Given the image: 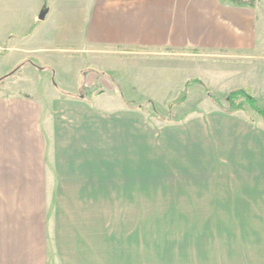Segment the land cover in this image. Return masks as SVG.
<instances>
[{
	"label": "crops",
	"instance_id": "1",
	"mask_svg": "<svg viewBox=\"0 0 264 264\" xmlns=\"http://www.w3.org/2000/svg\"><path fill=\"white\" fill-rule=\"evenodd\" d=\"M221 2L0 0V61L26 55L0 89V264H182L179 245L160 243L182 218L253 220L264 264L263 117L210 99L165 122L121 95L165 112L189 80L182 55L251 52ZM229 72L209 86H228ZM258 90L262 102L264 79Z\"/></svg>",
	"mask_w": 264,
	"mask_h": 264
},
{
	"label": "rangeland",
	"instance_id": "2",
	"mask_svg": "<svg viewBox=\"0 0 264 264\" xmlns=\"http://www.w3.org/2000/svg\"><path fill=\"white\" fill-rule=\"evenodd\" d=\"M221 1L222 9L229 13L231 39L240 41L242 39H255V47L251 43L250 46L254 49L245 55L237 49H230L223 54L212 50L199 51L192 56L182 55L178 59L182 64L184 77L189 79L200 78L209 86V82L219 76L221 68H229V87L223 86L219 81L218 85H213L212 88L209 86L212 92L222 99L234 88L245 89L254 95V92L259 91V85L264 79V58L260 57L264 55V0H242L245 2L242 5L232 4L228 0ZM15 54L7 56L2 62L0 61V78L14 70V67H17L26 58V55L22 53ZM50 70L53 71V82L57 84L60 77L56 74L55 69L50 68ZM12 76L6 79H10ZM109 76L111 77V75ZM99 78L105 80L102 84H105L106 88L112 86L107 78L101 77L100 74L98 75ZM6 79L0 82V89L5 84ZM28 83L31 81L26 82V86L29 88ZM22 84L24 85V81ZM100 87L102 85L98 86V88ZM20 90L23 92L33 91L32 88H21ZM183 93L184 87L181 91V97ZM211 103L213 102L210 101L204 88L195 84L189 90L187 100L182 104L175 105L173 110L176 115L183 116L182 113L185 112L206 111ZM260 103L264 105V101H260ZM158 109L163 112L161 108L158 107ZM245 110L250 111L253 108L246 104ZM148 111L151 113L152 119L158 118L152 109ZM186 214L182 213L181 215ZM154 223L153 227L158 229L157 221L154 220ZM253 232V220L182 218L165 221V234L163 238L160 236V243L179 245L180 252L178 254L181 256L182 264H254ZM158 239L159 236L156 234L151 235V244L158 243Z\"/></svg>",
	"mask_w": 264,
	"mask_h": 264
},
{
	"label": "trees",
	"instance_id": "3",
	"mask_svg": "<svg viewBox=\"0 0 264 264\" xmlns=\"http://www.w3.org/2000/svg\"><path fill=\"white\" fill-rule=\"evenodd\" d=\"M228 1L232 4H237V5H242L245 3L242 0H228ZM30 33H28L27 35H29ZM27 62L36 66L40 71L46 70V67H42V66L38 65L33 60H29ZM24 64H25L24 62L20 63L14 70H12L8 74L2 76L0 78V82L3 81L4 79L14 75ZM92 70H94L95 72H98L101 76L107 78L112 84L116 85L115 81L112 79V77H110L106 72L98 71L95 69H89V70L87 69V70L83 71V76L87 72L92 71ZM195 84L201 85L204 88L207 96L215 104H217L221 109H223L224 111H226L228 113H235L237 111H245V105L249 104L253 108V110L256 113L260 114L264 119V105H262L260 103V100L257 97L250 94L245 89L234 88V89L229 91V93L227 94V96L224 99H222V98L217 97L212 92L211 88L200 78H191V79L186 81L185 87H184V93H183L182 97L179 100L171 103L169 105L168 111L166 113H163L158 109L154 100L150 99V100H147L144 102H135V101H129V100L125 99L124 94L122 92H121V95L124 99L125 104L128 107L137 108V109H141V110L152 109V112H154L162 120H164L166 122L177 123V122H182L186 118V116L185 115H183V116L176 115L174 110H173V107L177 104H182L187 100L189 90ZM82 88H83V91L81 90L77 94H70V95L74 96V97L90 99L92 95L99 94L102 91V89H99L98 86H96L95 88L89 89V90L84 89V86Z\"/></svg>",
	"mask_w": 264,
	"mask_h": 264
},
{
	"label": "water",
	"instance_id": "4",
	"mask_svg": "<svg viewBox=\"0 0 264 264\" xmlns=\"http://www.w3.org/2000/svg\"><path fill=\"white\" fill-rule=\"evenodd\" d=\"M43 16H44V13L41 15V18H43Z\"/></svg>",
	"mask_w": 264,
	"mask_h": 264
}]
</instances>
